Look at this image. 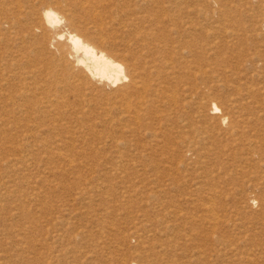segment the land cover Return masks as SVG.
Wrapping results in <instances>:
<instances>
[{"label": "rangeland", "instance_id": "374dc122", "mask_svg": "<svg viewBox=\"0 0 264 264\" xmlns=\"http://www.w3.org/2000/svg\"><path fill=\"white\" fill-rule=\"evenodd\" d=\"M6 1L0 264H264V0H36L75 14L48 36L154 57L155 100L50 64Z\"/></svg>", "mask_w": 264, "mask_h": 264}, {"label": "bare ground", "instance_id": "6f19581e", "mask_svg": "<svg viewBox=\"0 0 264 264\" xmlns=\"http://www.w3.org/2000/svg\"><path fill=\"white\" fill-rule=\"evenodd\" d=\"M33 1H6L11 5L10 7L6 8V12L10 11L12 7L20 10V16H15V20L7 21V23L9 24L10 22L12 24L9 29H13V26H19V29L25 31L23 29V25L20 23H22L21 18L27 19L30 21V26H26V31L29 32V36L37 35V31H39L42 37L48 38L47 42L49 46H54L55 48L53 52H51L53 54V58H50V64H52V62L57 63V61L62 60L68 62L69 66H78L82 71V74L84 75V84H104L116 87L113 92L115 94H118V96L120 95L124 100L131 99L134 95H136L138 98H142L143 94H148L150 90V95H154L153 100H155L161 97L162 92H165L164 90H162V87H160L159 83H157L158 85L155 84V86L158 87H154L151 82L152 80H154L157 72L159 71L158 65L156 64L157 60L154 59V57L150 55L145 56L147 54L143 53H141L139 56L134 57L133 53L129 52L127 55H125V58H123V60H119L112 54L98 48L95 44L90 42L89 39L85 38L76 31L69 30L67 33L64 31H60L48 36L49 28L59 25L63 19H67L69 24L74 25L75 14L71 10H65L64 14L62 13L61 15L58 10H55L51 7H48L44 9L43 12H40V8L38 9L36 0L34 2ZM81 1L82 0H79L78 4H83V8H86L84 3H87V8H89L90 11L92 8L90 4L93 2V0H86L82 3ZM24 3H27V5ZM95 12L96 11L93 10V13H88L90 15H97ZM17 34H19L18 31ZM65 36H67L70 47L62 46L61 40L64 39ZM25 38L26 36L22 35L17 39L22 40V43H24L27 40ZM38 40L37 42L39 43ZM159 48L160 47H157V49ZM145 49H148V47H141V50ZM32 51L34 52V49ZM36 53L39 55L43 54L41 51H38ZM1 58L5 60L4 55H1L0 59ZM13 60H15V58ZM16 62L14 64H16ZM11 74H8V77H4V79H8L10 76H12ZM4 76H6V74H4ZM214 109L216 112L220 110L219 106L216 103H214Z\"/></svg>", "mask_w": 264, "mask_h": 264}]
</instances>
